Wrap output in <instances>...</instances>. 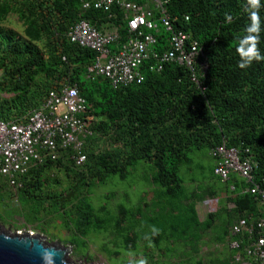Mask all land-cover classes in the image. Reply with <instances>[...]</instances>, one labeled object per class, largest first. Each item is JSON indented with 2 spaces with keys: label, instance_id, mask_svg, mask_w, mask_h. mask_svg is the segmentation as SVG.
<instances>
[{
  "label": "trees",
  "instance_id": "16d2710c",
  "mask_svg": "<svg viewBox=\"0 0 264 264\" xmlns=\"http://www.w3.org/2000/svg\"><path fill=\"white\" fill-rule=\"evenodd\" d=\"M163 1L176 30L203 51L207 71L203 75L197 69L200 88L191 82L190 71L177 64L159 74L144 72L141 85L117 90L103 77H88L96 54L70 43L67 35L82 19L98 31L117 27L123 42L126 24L119 11L108 19L102 12H83L80 0H0V97L10 98L0 99V122L18 123L38 110L50 91L76 86L92 121V135L82 150L85 164L76 167L69 151L31 170L20 179L18 202L25 209H59L74 237L110 234L115 249L110 257L136 252L142 242L146 248L165 247L168 255L184 249L182 257L192 262L220 216H226L223 236L215 241L228 246L239 239L230 236L238 221L253 225L264 217L254 197L243 193L249 185L242 179L232 176L223 184L214 176L211 156L222 144L237 150L255 165L254 184L264 191V0ZM9 17L17 18L23 37L2 27ZM198 152L209 154L211 181L223 187L186 195V181L195 183L190 156ZM137 170L145 172L153 192L152 216L144 218L140 207L133 212L123 206L110 216L105 206L96 210L91 205L94 188L111 180L127 182ZM53 171L65 173L69 189L41 198L37 194L44 192ZM223 194L233 209L221 207L201 222L196 204ZM137 222L140 231H135ZM150 227L151 233L144 232ZM227 254L209 264H233L235 252Z\"/></svg>",
  "mask_w": 264,
  "mask_h": 264
},
{
  "label": "built area",
  "instance_id": "2783aa9c",
  "mask_svg": "<svg viewBox=\"0 0 264 264\" xmlns=\"http://www.w3.org/2000/svg\"><path fill=\"white\" fill-rule=\"evenodd\" d=\"M80 4L83 12H102L108 19H114L115 11H119L126 24L123 42L115 26L98 31L81 19L70 30V43L96 54L88 77H103L117 90L141 85L144 72L159 74L165 66L177 64L190 71L191 82L200 88L197 69L203 75L207 71L203 51L183 31L176 30L167 1L80 0ZM86 114L87 104L78 88L62 85L50 91L41 107L22 121L0 122V185L18 192L21 178L47 162L61 160L69 151L75 154L72 160L76 167H82L86 162L82 154L85 140L92 135L91 119ZM211 156L215 160L214 176L223 184L232 176L242 179L249 185L243 193L253 196L264 213V191L254 184L255 165L225 144L212 150ZM217 204L206 203L211 207ZM230 236L239 237L229 242V249L235 252L233 264H264V217L253 225L238 221Z\"/></svg>",
  "mask_w": 264,
  "mask_h": 264
},
{
  "label": "rangeland",
  "instance_id": "374dc122",
  "mask_svg": "<svg viewBox=\"0 0 264 264\" xmlns=\"http://www.w3.org/2000/svg\"><path fill=\"white\" fill-rule=\"evenodd\" d=\"M2 27L7 30H12L23 37V27L18 23L16 17H9ZM0 99L2 101L10 100L5 95L1 96ZM190 158L192 160L190 169L192 170L195 183L189 184L186 181V195H190L196 190L198 193L206 194L211 188L215 189L217 186L223 187L220 184H216L217 186L215 187L213 185L214 182L211 181V175L209 173L211 161L206 152L193 153ZM135 172H133L127 182L122 183L119 180H111L106 186L94 188L90 193L91 205L96 210L101 206H105L110 216L117 215V209L120 206L125 207L127 210H133V212L140 207L144 218L146 215L152 216L153 211L151 206L154 203L151 200L153 198V192L144 181L145 172L138 170ZM189 176L186 177V180H188ZM47 178H49L48 182L50 183L45 185L43 193L37 194L41 198H46L45 193L58 196L69 189V180L64 172H49ZM9 194L11 197L9 198L8 204L0 200V226L3 230L10 234L40 237L48 244L65 247L69 250L68 260L73 264H196L197 262L209 264L210 261L215 259L222 260L224 257H228L227 252L229 251V246L227 242L216 243L215 241L216 238L223 236L221 224L226 220L225 215L218 218L216 222L218 227L214 231L207 233L204 241L205 245L200 246L199 255L192 262L182 257L185 256L182 251L186 253L184 249L175 248L174 254L168 255V252L163 250L165 247L156 248L149 246L146 248L142 242L138 245L136 252L125 253L120 251L118 257H110V253L115 250L114 246H111L113 237L110 234L101 237L93 236L86 240L74 237L72 233L67 231L64 217H62L59 209L57 211L55 209L39 211L34 206L27 210L23 207V201L16 202L17 192L10 189ZM225 197V194L220 195L217 198L219 201L218 204L213 207L206 205V203L210 201L214 202L217 199H207L204 202L198 203V205L196 204L199 220L204 222L209 214L216 213L221 207H231V204L227 203ZM145 205L149 206L147 208L145 207V209ZM37 212H40L39 215L36 214ZM160 216L158 218L163 219ZM144 223H146L145 220L143 221ZM137 224L139 223L137 222ZM140 224L139 227H135V231L142 230V224ZM150 228L149 230H144V232L148 231L151 233L152 227ZM103 247L106 249H102Z\"/></svg>",
  "mask_w": 264,
  "mask_h": 264
},
{
  "label": "water",
  "instance_id": "95a60500",
  "mask_svg": "<svg viewBox=\"0 0 264 264\" xmlns=\"http://www.w3.org/2000/svg\"><path fill=\"white\" fill-rule=\"evenodd\" d=\"M69 250L40 237L10 234L0 226V264H73Z\"/></svg>",
  "mask_w": 264,
  "mask_h": 264
},
{
  "label": "crops",
  "instance_id": "0c3cea01",
  "mask_svg": "<svg viewBox=\"0 0 264 264\" xmlns=\"http://www.w3.org/2000/svg\"><path fill=\"white\" fill-rule=\"evenodd\" d=\"M208 156H209V154H208ZM211 165L214 166V163L212 161H211ZM9 191H10V189L6 184L0 185V200L2 202H4L5 204H8L9 198L11 197L9 194ZM225 198L227 199V197H225ZM216 201H218V199ZM16 202L18 203V199H16ZM228 209L229 210L233 209V206L231 205V207H229ZM196 210H197V214H198V209L196 208Z\"/></svg>",
  "mask_w": 264,
  "mask_h": 264
}]
</instances>
